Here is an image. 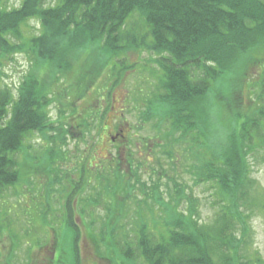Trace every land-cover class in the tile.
Masks as SVG:
<instances>
[{"label": "trees", "instance_id": "1", "mask_svg": "<svg viewBox=\"0 0 264 264\" xmlns=\"http://www.w3.org/2000/svg\"><path fill=\"white\" fill-rule=\"evenodd\" d=\"M1 1L0 197L21 181L31 182L28 159L44 162L34 168L37 173L44 168L55 172L51 186H61L54 192L60 191L62 207L54 210L66 230L51 229L69 241L71 264L82 262L83 235L115 264H264L248 223L251 212H264L252 176L253 160L264 148V71L258 81L249 79L250 67L264 64V0H22L11 9ZM137 12L142 22L127 29ZM133 50L154 54L151 61L160 70L142 121L157 120L155 147L168 156L172 169L179 162L178 150L190 153L185 166L192 185L166 170L165 183L163 177L144 179L131 144L126 155L117 146L107 164L89 158L64 164L68 140L102 134L104 119L114 108L113 91L136 67L126 61ZM21 53L32 64L14 87L5 80V67ZM92 57L99 66L83 69ZM107 67L112 74L99 86L107 91L97 92V103L83 110L78 104L96 89ZM73 71L76 83L70 86ZM56 84L62 89L60 100ZM67 89L75 94L65 103ZM101 98L107 101L103 109ZM210 100L221 109L218 124L203 119ZM56 101L62 107L54 119L50 108ZM121 129L110 134L111 143L124 137ZM35 134L47 142L44 158L28 151ZM147 140L145 146L154 142ZM22 153L28 155L23 163ZM201 185H209L215 198L209 223L200 221L201 203L194 194V186ZM100 208L106 219L97 228ZM49 214L40 216L49 219ZM53 249L48 264L56 262L58 248Z\"/></svg>", "mask_w": 264, "mask_h": 264}, {"label": "rangeland", "instance_id": "2", "mask_svg": "<svg viewBox=\"0 0 264 264\" xmlns=\"http://www.w3.org/2000/svg\"><path fill=\"white\" fill-rule=\"evenodd\" d=\"M21 1L22 0H2L1 3L7 5V7L11 9L19 6ZM54 1L55 0H49L50 4H53ZM140 22H142L141 16L138 12L134 13L131 19L128 20L127 29H132L134 25L136 26L140 24ZM31 23L38 27V23L34 20H32ZM154 56V54L147 51L134 50L126 54V57H128V60H126L128 61V64L133 63L136 67L132 72L128 73L122 83L113 91L112 102L114 108L110 110L104 119V126L100 132L102 134L98 136V134L93 132L91 136L87 135L84 140H79L77 138L68 140V146L65 147L67 160L64 164H67L68 166L70 164L73 165L74 161L86 160L87 158H89L90 162H95L98 165L107 164V157L116 152L117 146H120V150L126 155L128 145L131 144L133 152H136L139 162L143 165L140 171L144 179L150 178L151 181L152 177L154 179L153 181L156 182L159 178L161 179L163 177L162 173L166 170L169 173L180 175V178L181 176L184 177L188 184H194L187 171V166H185L186 163H189L190 153L187 150H178L175 158L179 160V162H173L176 165H174L172 169V163L168 156L161 153L160 149L158 152V149L156 150L155 147L156 140L154 135L157 133V120H152L148 123L142 121L141 112L146 109L149 101L154 98L157 89L156 86L159 82V67L156 63L151 61ZM260 56L261 55H258V57ZM96 61L95 57H92L88 61V66L83 69L99 66L101 62ZM31 64V59H29L28 56L23 53L17 54L15 60L9 62L5 67L7 73V77H5L6 82L14 87L18 86L22 77L28 69L31 68ZM79 68L80 63L76 65V70H78V72L80 71ZM250 68L251 75L249 79L251 82L258 81L260 77L259 73L264 71V64H257ZM108 70L107 67L103 71L96 89L89 94L87 100L83 99L78 104L81 105L80 107L82 109L84 108L83 110L90 109L92 108V105L97 103V92L102 95L103 92L107 91L104 88L101 89L99 86H103L104 83L109 81L107 77L112 74V71L109 72ZM39 72L44 73L45 67L40 66ZM73 73H75V71L71 73L72 79L69 80L71 84L68 83L70 86L76 83ZM45 74L46 73H44V75ZM48 75L50 76L49 73ZM65 76L66 75H64V77ZM44 78L49 82L47 76H44ZM250 80L247 82L249 83ZM59 82V85H61V83L64 82V78H60ZM247 82L245 90L243 89L245 102H247ZM59 85H54L53 89L57 92V96L60 100L59 93L62 89ZM67 91H69V93ZM74 94L75 92H70L68 89L65 90V93L62 95L64 98L63 102L66 103L67 101L70 102L74 100ZM60 104V101H56V103L50 108V115L54 119H57L59 116V109L62 107ZM106 105L107 101L105 99H98L99 108L103 109ZM209 105L212 107L207 109L203 119L218 124V118L222 115L219 114V110L221 109L211 100L209 101ZM66 109V113L69 114L70 110L67 107ZM117 126H122L124 128L125 135L113 144L110 141V134L114 133ZM216 133L217 131L215 134ZM148 137L154 142L150 141L148 146H145L144 144L146 141L148 142ZM29 141L34 144V148L28 150L31 151L30 153L33 157H46V140H44L39 134H35ZM258 154L259 158L253 160L254 165L252 176L257 179L259 193H261L259 199L261 198L262 200V198H264V148L259 151ZM148 155H151V157H148ZM24 156L28 157L25 153L18 156L21 163L24 162ZM28 160L30 161L29 167L34 172V175L30 177L31 182L27 180L21 181L17 185L8 188L0 197V264H48L49 259L55 255L53 246L58 249L55 257L56 262L52 264H57L60 258H62L61 264H71L72 260L69 241H65V237L63 238L61 234H58L61 237L57 236L56 232H53L51 229L55 228L60 233L66 230H62V223L56 219V213L54 210L57 209L60 212L62 207L60 201L61 186L58 184L51 186V183L57 179L58 175H56L55 172L48 173L46 168H44V171L40 170L37 173L34 168L39 169L43 167L44 162L43 164H40V162L34 161L33 158ZM62 164H58V167H61ZM58 170L60 169L58 168ZM161 181L165 183L167 180L163 177V180L161 179ZM55 189L60 191L54 192ZM194 189V194L201 203L200 210L202 218H200V221L209 223L210 219H213L215 212V209L213 208L215 204L214 195L212 191H210L209 185L194 186ZM51 191L53 192L51 193ZM46 205L50 206L52 213H48L49 207ZM132 205L135 206V203ZM77 211H79V208ZM99 213L100 216L97 218L99 220L97 228H99L101 225L100 223L103 222L102 219L106 217L102 208L98 209L97 214ZM48 214L49 219H44L40 216L47 217ZM78 217L79 216H75L76 220L79 222L80 218ZM248 220L250 234L253 238L252 244H254V247L261 258L264 259V212L260 209L254 210L251 212V219L250 216H248ZM7 228L11 232L6 231ZM47 237H50L53 246H49L50 243H48L49 239L47 240ZM55 239H59L57 240L59 246H57ZM33 249L39 250L36 252ZM79 252L82 260L81 264H115L99 253L96 247L88 241L85 235L80 239ZM32 260H34V263Z\"/></svg>", "mask_w": 264, "mask_h": 264}, {"label": "flooded vegetation", "instance_id": "3", "mask_svg": "<svg viewBox=\"0 0 264 264\" xmlns=\"http://www.w3.org/2000/svg\"><path fill=\"white\" fill-rule=\"evenodd\" d=\"M121 132H122V133H124V128H123V129H121Z\"/></svg>", "mask_w": 264, "mask_h": 264}]
</instances>
